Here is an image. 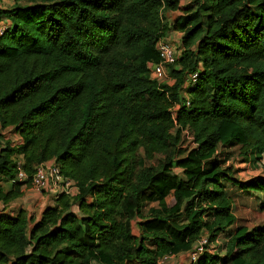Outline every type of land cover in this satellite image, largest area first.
<instances>
[{
    "label": "trees",
    "instance_id": "obj_1",
    "mask_svg": "<svg viewBox=\"0 0 264 264\" xmlns=\"http://www.w3.org/2000/svg\"><path fill=\"white\" fill-rule=\"evenodd\" d=\"M21 2L0 7V264H162L204 238L190 264H264V0ZM50 161L77 192L30 228L8 208Z\"/></svg>",
    "mask_w": 264,
    "mask_h": 264
},
{
    "label": "built area",
    "instance_id": "obj_2",
    "mask_svg": "<svg viewBox=\"0 0 264 264\" xmlns=\"http://www.w3.org/2000/svg\"><path fill=\"white\" fill-rule=\"evenodd\" d=\"M158 51L160 54V63L150 66L151 79L166 84L171 81L169 76V66L174 65L177 61L176 48L168 41L161 40L158 43ZM198 75L191 77V82L196 83ZM18 174L13 180V183H22L29 180L28 175L23 171L21 164L18 166ZM31 186L37 192H43L50 189L55 196L64 193L66 195H74L77 192V187L74 182L65 178L61 168L54 161L41 164L36 169L35 174L31 178ZM207 239L200 240L190 252V263H195L198 258L206 252Z\"/></svg>",
    "mask_w": 264,
    "mask_h": 264
},
{
    "label": "crops",
    "instance_id": "obj_3",
    "mask_svg": "<svg viewBox=\"0 0 264 264\" xmlns=\"http://www.w3.org/2000/svg\"><path fill=\"white\" fill-rule=\"evenodd\" d=\"M10 4V6H13L14 3L12 2H8ZM178 11H168L167 13H165V19L167 21H174V19H170L169 16L170 14L174 15L175 13H177ZM179 35H180V39H179ZM167 41L170 42L172 44V42H175L177 44H181V34L180 33H171L169 35V38H167ZM17 142L20 140L19 136L15 135ZM54 200H55V194L48 189L47 191H43V192H37L35 189L32 188V186H30L28 189L25 190L24 194L22 195V197L18 198L16 201H14L11 206L8 208V211H18L20 209H23L25 211H27L29 217H30V213L29 211L32 209H39V216L37 217V219L35 220V222H38L41 219L42 213L44 212V210L48 207L54 204ZM2 210V207L0 206V211Z\"/></svg>",
    "mask_w": 264,
    "mask_h": 264
},
{
    "label": "rangeland",
    "instance_id": "obj_4",
    "mask_svg": "<svg viewBox=\"0 0 264 264\" xmlns=\"http://www.w3.org/2000/svg\"><path fill=\"white\" fill-rule=\"evenodd\" d=\"M18 0H0V7L2 8H7V7H10V4L8 2H13L14 4L17 2ZM28 0H23V2L21 3H26ZM181 16V12H177L175 13L174 15L170 14L169 18L171 19H174V21H176L177 18H179ZM164 19H165V15H164ZM168 21L165 19L164 20V23H167ZM177 33V32H175ZM179 39H180V35H179ZM172 44L174 45V47L177 49L179 47V44L175 43V42H172ZM5 136L10 139L11 141L13 142H17L16 140V137H15V134H13L12 132H4ZM179 172V171H177ZM154 205H150L149 208L153 207ZM39 211H40V208L38 209H32L29 211L30 213V228H33L36 224L35 220L37 219V217L39 216ZM132 229L134 230V233H139L138 231V227H137V224L133 223V227ZM225 244H226V240H221L213 245H211L209 247V250L211 252H214V253H219L220 251L223 250V248L225 247ZM94 264H97V263H94ZM162 264H190V254L189 253H186V252H181L180 254L176 255V256H173V257H170V258H167L164 262H162Z\"/></svg>",
    "mask_w": 264,
    "mask_h": 264
}]
</instances>
